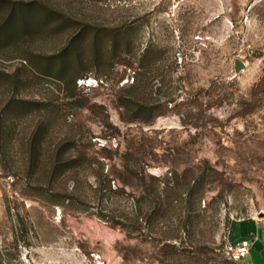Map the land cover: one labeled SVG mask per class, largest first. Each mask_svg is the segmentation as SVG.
<instances>
[{
	"label": "rangeland",
	"instance_id": "obj_1",
	"mask_svg": "<svg viewBox=\"0 0 264 264\" xmlns=\"http://www.w3.org/2000/svg\"><path fill=\"white\" fill-rule=\"evenodd\" d=\"M9 1L51 17L21 48L0 52V72L13 76L0 75V264H245L226 247L242 220V233L263 235L250 219L264 222V0ZM68 49L81 76L74 110V75L66 86L30 65ZM236 60L246 66L238 74ZM128 64L147 65L142 100L160 114L151 124L120 119ZM35 131L47 161L75 138L88 154L79 175L31 178ZM140 147L147 176L163 182L149 190L176 186L172 172L204 177L191 205L176 197L169 214L144 220L145 187L119 173ZM97 179L116 193L99 198ZM74 187L78 198L64 201ZM178 187L183 195L186 183ZM251 260L264 264V252L254 249Z\"/></svg>",
	"mask_w": 264,
	"mask_h": 264
},
{
	"label": "trees",
	"instance_id": "obj_2",
	"mask_svg": "<svg viewBox=\"0 0 264 264\" xmlns=\"http://www.w3.org/2000/svg\"><path fill=\"white\" fill-rule=\"evenodd\" d=\"M40 13H43V15L40 16ZM50 17V12L44 11L36 4L32 3L25 5L23 3L11 2L9 0H0V52L6 51L7 49L21 48V45L24 44L23 41L25 38H29L31 32L39 29L42 20H47ZM115 37L121 40L119 34L115 35ZM85 41L86 38L80 41V43L84 45ZM90 47L91 45H87L89 50ZM114 51H116V49H114ZM77 64H79L77 55L72 49L62 51V53L51 57L46 61L35 60L33 64L30 62L31 67H33L32 70L35 73L43 76H51L53 73H56V77L66 86L68 84L64 78L67 76V73L68 75L69 73L74 75L69 82L70 85L73 86L71 94L68 96L69 102L67 106L69 110H74L79 101L76 92V80L81 76H76L75 66ZM148 65L150 66V64ZM127 66L134 71V76L133 83L122 90L127 91L128 95H122L119 98V107L121 109L120 119L128 124H151L160 116V114L155 111L156 108L152 106L153 104L145 105L142 100V88L145 87V81H149L151 78L148 76L149 72L143 74L140 70L146 69L147 65L145 67L138 66V68H135L130 64ZM0 75L7 78L13 77L11 74L5 72H0ZM27 104L30 105L31 103L28 102ZM32 105L36 106V103H32ZM25 106L22 107L26 109ZM49 110L51 111L52 109ZM7 111L8 108L4 110V112H6L5 114H8ZM41 133V131H35L30 142V157L28 159V165L29 168L32 169L31 178H36L39 181L41 177H46L44 174L47 173L49 182L54 183L60 182L62 179L67 182V177L69 175H79L80 169L85 165V161L88 157L86 149H82L75 138L67 136L63 139L64 142H61L60 145L54 147L52 151H49L50 156L48 159L49 161H47L43 143L40 141ZM104 151L108 152L106 149H104ZM124 161V168L119 173L130 181H136L139 186L145 187L146 189L147 200L145 197H142V199L146 200L145 205H147V212L145 213L144 220L147 223L152 222L155 217H162L169 214L174 209V202L177 198H180V200L182 199L187 203V206L191 205L196 195L195 190L202 187L205 183L203 176L188 180L187 176L185 178V175L179 176L178 173L172 172L171 179L168 178V181L175 182L174 184H176V186L173 185L174 187H170V184L168 185L167 183L162 191L156 189L157 191L154 192L153 189L163 182L155 176H147L146 167H149V165L146 163V150L143 147H140L135 151L128 152L124 155ZM184 178L185 180L183 181ZM186 179L188 181H186ZM97 180L99 183L98 187L95 188V193L99 198L102 199L105 196L104 193L107 192L113 194L116 193L111 187H102L101 182L99 181L100 179ZM148 180L150 181L148 182ZM180 182L186 183V187H184L185 193H183V195L187 194L185 197L182 194H178L176 187L179 186ZM148 185L152 186L153 189L149 190ZM75 198H78V195L77 189L75 190L74 187L72 191L68 192L64 197V201H70ZM140 221V216H136L132 231L140 230Z\"/></svg>",
	"mask_w": 264,
	"mask_h": 264
},
{
	"label": "crops",
	"instance_id": "obj_3",
	"mask_svg": "<svg viewBox=\"0 0 264 264\" xmlns=\"http://www.w3.org/2000/svg\"><path fill=\"white\" fill-rule=\"evenodd\" d=\"M250 220L254 221L255 223L258 224L260 228H262V231H263L262 236H260L258 232H257L256 237L251 236V234L249 233H242L241 224L243 220L234 223L231 229V233H230L231 244H238L243 240H249L252 242V246H251L248 257L245 260V264H253L251 260V253L254 249H257L261 251L262 253L264 252V222L258 219H253V218H251Z\"/></svg>",
	"mask_w": 264,
	"mask_h": 264
},
{
	"label": "built area",
	"instance_id": "obj_4",
	"mask_svg": "<svg viewBox=\"0 0 264 264\" xmlns=\"http://www.w3.org/2000/svg\"><path fill=\"white\" fill-rule=\"evenodd\" d=\"M251 246V241L243 240L238 244H229L226 253L233 262L241 263L247 259Z\"/></svg>",
	"mask_w": 264,
	"mask_h": 264
},
{
	"label": "water",
	"instance_id": "obj_5",
	"mask_svg": "<svg viewBox=\"0 0 264 264\" xmlns=\"http://www.w3.org/2000/svg\"><path fill=\"white\" fill-rule=\"evenodd\" d=\"M245 64L243 62H241L240 60H236L235 62V72L236 74L240 73L241 70H243L245 68ZM259 218H263L262 215L259 216Z\"/></svg>",
	"mask_w": 264,
	"mask_h": 264
}]
</instances>
